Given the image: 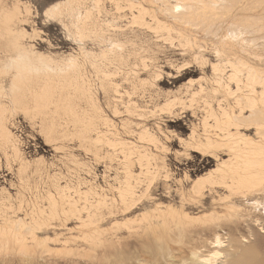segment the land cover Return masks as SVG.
<instances>
[{"label":"bare ground","instance_id":"1","mask_svg":"<svg viewBox=\"0 0 264 264\" xmlns=\"http://www.w3.org/2000/svg\"><path fill=\"white\" fill-rule=\"evenodd\" d=\"M235 3H257L261 10L235 17ZM27 7L0 0L5 34L0 41V176L6 170L12 179L7 176L8 187L0 183V264H45L39 258L85 249L91 252L65 262L149 264L144 256L111 249L122 243L120 231L128 236L140 230L156 237L157 246L148 249L144 241L142 247L168 259L165 264H223L217 258L230 242L224 245L218 234L208 247L196 245V239L188 245L193 237L178 248L167 239L176 242L178 232L193 236L190 227L214 223L223 209L225 218L242 217V201L264 215V64L259 49L248 47L252 51L246 53L197 44L188 30L206 29L205 34L216 36L226 21L224 38L238 27L264 32V0H56L37 15L44 25L57 23L73 44L63 53L36 44ZM155 8L161 17L154 15ZM166 18L184 33H173L176 24L169 27ZM33 37L36 46L26 45ZM157 58L173 74L188 65L199 75L187 79L184 89H160L165 71H151V81L144 73ZM116 68L122 73L111 70ZM125 87L130 90L121 92ZM136 97H147L149 103L140 105ZM13 107L34 140L19 123L9 125ZM175 109H189L197 119L186 137L146 123L150 118L162 123ZM123 112L127 117L121 118ZM126 133L146 145L123 138ZM173 135L180 143L177 152L169 146ZM37 140L48 147L49 156L31 153L30 142L37 145ZM193 153L213 159L214 166L190 174L184 162ZM162 194L166 202L159 199ZM139 207L147 210L137 214Z\"/></svg>","mask_w":264,"mask_h":264},{"label":"rangeland","instance_id":"2","mask_svg":"<svg viewBox=\"0 0 264 264\" xmlns=\"http://www.w3.org/2000/svg\"><path fill=\"white\" fill-rule=\"evenodd\" d=\"M8 1H12V0H8ZM13 1L15 2V5L20 6L22 8L28 6L27 7L28 8L27 11H29L28 13H30V15H31L30 16L31 17L30 20L33 19L34 20L33 24L36 26V31H37L36 34H37V36H35V37H36V39H37V37L39 38L38 39L39 43H36V40H34V37H33L31 39L30 38L26 39L27 40L26 41V45L29 46V45L34 44V43H36L38 45H42V46L46 45V46H49V48H52V50H54L56 52H59V53H63L65 51H67L71 46H73V44L71 42H68V40L66 39V37L63 34L62 29L60 28V26L57 23L49 21V22H46V24L44 25L40 21V19L38 17L39 15H37L38 14L37 10L40 11V9L44 7V5H46V4L48 5L51 2L53 3L56 0H13ZM144 4L148 5L149 7H151L150 3L144 2ZM238 4H241V5H238ZM236 5H238L239 7L236 6ZM250 5H253V6H250ZM250 5L249 4L242 5V3H235V5L233 4L232 8H231V10L234 8L232 10L234 12L233 16L236 17V16L239 15L240 17H248V15L251 16L253 13H258L261 10V7H258L259 4H257V3L256 4H250ZM249 6L252 7L253 9L250 10L248 8ZM255 6H257L258 9L256 8V10H255ZM152 7H155V5H153ZM244 9H245V11H244ZM249 10H250V12H249ZM153 13H154V15H157L159 17H161L163 15V13H158L156 8L154 9ZM256 17H258V16H256ZM234 19H236V18H234ZM231 20H232L231 22L235 21L233 19H231ZM236 22H238V20ZM225 23H226V21L223 23V25H225ZM153 24H154V22L151 20V26ZM165 24L168 25L169 27H172V25H170V24H176V23L170 22L166 18ZM253 24L255 25V23H253ZM223 25H221L220 29L218 30V32L215 33L216 36L213 35L211 37L208 35V33L207 34L204 33L203 30H206V29H203V30L199 29L198 32L197 31L196 32L192 31V33L190 34L191 29H192L190 27V30H188V33H189L188 35H189V38H190L189 40L190 41H195L197 44L206 43V44L210 45V44H214L215 43L214 45H216L218 47L223 46L224 49L225 48H232V49H234L236 51H240L241 50V51L246 52V53L251 52L252 51V50L250 51L251 48L252 49H257V50L259 49L261 51L260 59H262L261 61L259 59V63L260 64L262 63V65L264 64V49H263L264 48L263 47L264 46V40H260L261 38L264 39V32H263L262 27L260 28V29H262V31L259 30V31H261L260 33L258 31V32H254V33L251 34V32H250L251 30H249V29L248 30L247 29L246 30L245 29L242 30V28L241 29L239 27L236 28L237 27L236 26L235 27L236 30L232 29V33H231L232 36L224 38L223 35L225 34L224 33L225 32V27H223L224 28L223 30L221 28ZM256 25H258V23ZM176 27H177V30H174L173 33H175V34L181 33V35H182L184 33L182 27L180 25H177V24H176ZM144 30L147 31V32H150L149 30H146V29H143V28L141 29V31H144ZM233 32H234V34H233ZM249 34H251V35H249ZM253 34H254V36H253ZM4 35L5 34L3 33V31L0 28V41H2V37H4ZM260 35H263V36H260ZM258 36L261 37V38L260 39L255 38V39H257L255 42L253 41V40H255L254 38H252V40H251V37H258ZM248 39H250V41H252L253 44L250 41L248 42ZM243 41H244V43H242ZM0 43H2V42H0ZM41 43H43V44H41ZM260 43H261V45H259ZM240 46H242V47H240ZM197 47H199V46H197ZM248 47H250V49H248ZM246 49H247V51H246ZM221 50H222V48H221ZM184 52L185 51L178 52V53L175 54V56L178 57L181 54H183ZM254 60H256V62H258L257 58L254 59ZM151 61H152V68L148 67L149 69L146 72H144V73L150 74L149 77H148V79L150 80V78L153 77L151 75V73H150L151 71L155 72V71H158V70H164L165 72H163L162 74L165 75L166 77H165L164 80H162L163 82L162 81L159 82L160 89H165V90L168 89L169 91H171V90L174 91V90H177L178 88H180L179 86H181V85H182L181 87H183V89H184L183 85L185 84L187 79H190V78L197 79V77H198L197 75H199L197 70H195V67L191 68V66L185 65L183 67H180L179 73L173 74L174 73L173 68H170L166 63L162 62V58H157L155 61L154 60H151ZM107 62H110L111 64H113L112 61H107ZM157 66L159 68H157ZM263 68H264V65H263ZM111 70H113L114 73H117V74L118 73H122V70L120 68L111 69ZM135 72H136V76L137 77L141 76V71L135 70ZM112 77H114V76H112ZM129 90L130 89L128 87H125L123 89L121 88V92H124V91L128 92ZM121 92H119V93L121 94ZM179 94H184V93L179 92ZM102 98H103V95L101 94V100H102ZM136 101L138 103H140V105H145V104L149 103L148 100H147V97H145L144 100H139L137 98ZM103 106H104V104H103ZM122 106H120V107L123 109L124 107H122ZM146 108L149 109V106L146 107ZM12 109H13V112L10 114L11 117H9V125L14 126V125L19 123L20 127L22 128L20 131L22 133H24L25 136H27V137L30 136V137H28L29 139L34 140L35 138H34V136H32L31 129L27 125L24 124V121L22 119L17 117L16 114H17L18 110L15 109L14 107ZM186 110L183 111V112H180V109H175L174 113L171 115V118H169V119L165 118V121L162 122V123L158 121V118L157 119L156 118H154V119L150 118L151 121L149 119V120L146 121V123L148 124V126H151V124H153V122L154 123L156 122L157 124L161 125L163 127V129L166 130V132H168V131L170 132L171 131L172 134L176 133L177 135H180L182 137H186L188 135L189 131H190V128L193 127V122L195 123V121L197 120L194 116H192L190 114V110L189 109H186ZM124 117H127V113H125V112H123V114L121 115V118H124ZM192 117H194L195 119L192 118ZM118 119H120V117H118ZM118 119L115 120L116 124H119ZM133 119H134V116H133ZM19 120H21V122H19ZM140 120H142V118H138L136 121H140ZM149 123H151V124H149ZM118 127L120 128V126H118ZM175 135H173L172 137H174ZM122 137L123 138H127V140H129V141L136 142L139 145H143V146L146 145L145 142H141L139 140H136L135 137L132 134H128V133L122 134ZM174 138L175 139L172 140V142L170 140L169 146H170V148L172 150H175L177 152L178 148H180V143L177 140L178 136L174 137ZM30 144H31V148H29V150L31 151V153H34L33 151L37 150L35 152H38L41 155L43 154L45 156H49V149H48L47 146H45L43 144L42 140H37V145L36 144L33 145V142H30ZM205 159L206 158L202 159L201 156L197 155L196 153H193L191 158H189L188 160H185L184 165L186 164L187 167L189 166L188 169H190V172H191L190 174H192V175L201 174L204 171H206L209 168L214 166V160L213 159L209 158L208 161L205 160ZM7 172L8 171H6V170L4 171L3 170L1 172V176H0V180H1L0 183H1V185L5 186V187H8V185H9V181H7V180H9V179L12 180L10 173H7ZM7 176H8L9 179H7ZM173 196H174V200H176L177 203H178L179 199L177 198L175 192H174ZM159 199H161V200L166 202L167 197L163 195V196H160ZM204 201H205L206 205L209 204L208 203L209 199H208L207 196L205 197ZM249 204H250V202L242 201V204H241V206L239 208L240 209L239 211H242V213H243L242 217L241 216L239 217V215H238V217L234 216L232 218H227V217L225 218L226 210H224V209L220 210V211L216 212V213H218V215H222V216H219L220 218H218L219 220L217 219L218 221L216 220V221H214V223L213 222H209V221L205 222V225H204L205 228L203 227L204 223H201V222L199 223L198 222L197 227L195 229H194V227L193 228L190 227L191 230H190V228L188 230V231H192V235L193 236H189V234H186V236H183V235L180 236V234L178 232L179 235L178 234L176 236L173 235V237L177 238V241L175 242L174 239H171L172 238V236H171V238L167 239L168 241L170 240V242H168V243L170 245H172V246H177V248H178V246H180V245L183 246V245H187L188 244V245L192 246V245H194L193 242L196 239V241L194 242L196 245L199 244L201 246H207L208 247V246H210L209 242H212L213 241L212 239H215L216 238V234H218L219 238L221 239V241H223L224 245L227 243V241L230 242V244L227 245L225 248H221L220 253H222V254H220L221 257L219 256V258H217V260H218L217 262L223 261V264H264V215L263 214L260 215L263 212V210L262 211L261 210H257V209H255L254 206H249ZM146 207H149L147 202H146ZM143 210H147V209H145L143 207H139L137 209L136 213L137 214L141 213ZM191 210L194 211L196 209L193 208ZM255 219H257V221ZM220 225L221 226H225V227L226 226H230V230H228L227 228L223 229L222 227H220ZM200 227L201 228L203 227V228L201 229ZM197 228H199V229H197ZM200 229H201L202 233H200V231H199ZM158 230H160V229H158ZM124 232H125V234H124ZM141 232H142V230H140V232H138V234L135 233L134 235H128L129 236L128 237L126 231H120V233H121L120 234V238H122L120 240L122 241V243L120 244V246L117 245V244L113 245L115 248L113 246H111V247H113V248L110 247L112 249V252H117L116 250H119V247H120V249H122V250H126V251H129V252L131 251V253H133L132 255H136L137 258H142V256H144L143 258H146V262L149 263V264H151V261L154 260V259H155L154 260L155 262L153 261L154 262L153 264H162V263L165 264L164 261L168 260V259H165V260L163 259L164 260L163 261L159 257V253L156 252V254L158 255L157 256L155 254L154 250L153 251H154L155 255L153 253H151V252H153L152 250L148 251V249H151L152 247L157 246V243H156L157 240H155L156 237L150 235L149 231L144 232V230H143V232L146 233V235L144 233H141ZM193 232H197V236ZM198 233H200V234H198ZM151 234H153V232H151ZM198 235L201 236V237H198ZM121 236H123V237H121ZM187 237H193L194 239H191L189 242L186 241L187 244H185V239ZM144 241H147V242L150 243L149 244L150 246H149V248L147 250H144V248L142 247V244H143ZM191 241H193V242H191ZM126 242H128V243H126ZM203 243H204V245H203ZM207 243L209 245H207ZM204 248H206V247H204ZM87 252H91V251L88 250V249H85V250H74L73 253H71V254H66L65 253L64 255H53L52 257L49 256V258L45 257L44 260L43 259L40 260V258H39V261H41V262L43 261L45 264H48V263L49 264H67L66 262H68L67 260H69L70 258L78 259V257H80V255H82L83 253H87ZM79 253H81V254H79ZM69 255H70V257H69ZM73 255H74V257H73ZM63 256H64V258H63ZM155 257L156 258L159 257V259H156ZM164 257H168V256L165 255ZM0 258H1V256H0ZM60 258H62V259H60ZM56 259H58V260L56 261ZM169 259H171V258H169ZM131 260H134V259L131 258ZM55 261H56V263H55ZM125 261H128V260L126 259ZM148 261H150V262H148ZM160 261H162V262H160ZM113 263L114 262H110L109 264H113Z\"/></svg>","mask_w":264,"mask_h":264}]
</instances>
